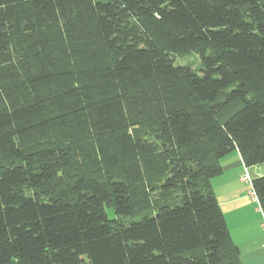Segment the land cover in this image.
I'll return each mask as SVG.
<instances>
[{"label":"trees","instance_id":"trees-1","mask_svg":"<svg viewBox=\"0 0 264 264\" xmlns=\"http://www.w3.org/2000/svg\"><path fill=\"white\" fill-rule=\"evenodd\" d=\"M233 149L264 165V0H0V264H241Z\"/></svg>","mask_w":264,"mask_h":264},{"label":"crops","instance_id":"crops-1","mask_svg":"<svg viewBox=\"0 0 264 264\" xmlns=\"http://www.w3.org/2000/svg\"><path fill=\"white\" fill-rule=\"evenodd\" d=\"M231 104L241 107L239 100ZM227 118L218 120L223 123ZM220 163L221 173L211 179V186L231 239L238 247L241 264H264L262 213L249 195L250 185L242 180L243 159L233 149ZM249 175L251 180L264 175V165L250 167Z\"/></svg>","mask_w":264,"mask_h":264},{"label":"rangeland","instance_id":"rangeland-1","mask_svg":"<svg viewBox=\"0 0 264 264\" xmlns=\"http://www.w3.org/2000/svg\"><path fill=\"white\" fill-rule=\"evenodd\" d=\"M175 64L176 65H189L192 69L196 70L199 73L200 68V59L198 56L194 54H190L184 58H175ZM239 107H236L234 104H230L224 108L220 113H218L217 118L219 120H222L223 118H227L228 116H231L234 112L237 111ZM106 213L109 217H115L112 209H106ZM140 217L137 218L139 220ZM125 222H129L132 220L131 218H124Z\"/></svg>","mask_w":264,"mask_h":264},{"label":"built area","instance_id":"built-area-1","mask_svg":"<svg viewBox=\"0 0 264 264\" xmlns=\"http://www.w3.org/2000/svg\"><path fill=\"white\" fill-rule=\"evenodd\" d=\"M243 169H244V173H243V176H242V180L250 185L249 195L257 203V205L259 207V210L262 213V227L264 229V214H263V212H262V210H261V208L259 206V201H258L257 195H256V193H255V191H254V189L252 187L251 178H250V175H249V167L244 165Z\"/></svg>","mask_w":264,"mask_h":264}]
</instances>
